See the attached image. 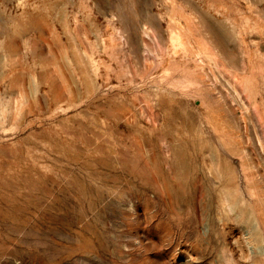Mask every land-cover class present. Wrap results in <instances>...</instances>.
<instances>
[{
	"label": "rangeland",
	"instance_id": "rangeland-1",
	"mask_svg": "<svg viewBox=\"0 0 264 264\" xmlns=\"http://www.w3.org/2000/svg\"><path fill=\"white\" fill-rule=\"evenodd\" d=\"M0 264H264V0H0Z\"/></svg>",
	"mask_w": 264,
	"mask_h": 264
}]
</instances>
